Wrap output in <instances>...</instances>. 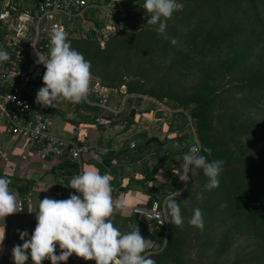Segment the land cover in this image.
I'll return each mask as SVG.
<instances>
[{"label":"rangeland","instance_id":"rangeland-1","mask_svg":"<svg viewBox=\"0 0 264 264\" xmlns=\"http://www.w3.org/2000/svg\"><path fill=\"white\" fill-rule=\"evenodd\" d=\"M137 1L142 5L144 3V0ZM207 1L209 4V0ZM189 2L192 3L194 0ZM206 9L208 10V7L204 8ZM143 16L148 19L145 13ZM142 23L139 26L144 25ZM145 28L146 25L140 30L144 29L145 32ZM187 28L184 24L178 26L180 35L176 39V45L155 42L145 49L120 48L109 59L106 56L95 57L93 50L76 49L91 62L90 81H98L106 87L112 84L115 87L110 88L118 95H130L126 92L125 85H118L120 81L136 80L145 83L148 88L165 87L164 83L171 85L170 94L163 100L148 94H132L153 98V102L144 97H133L128 104L130 109H136L135 116L119 120L107 127H97L93 141L94 146L109 150L110 163L115 160L113 173L117 177L128 180L143 179L145 176L163 172L166 178L163 182L157 183L165 185L171 179H178L182 184L179 193L186 187V183L179 179L176 175L179 173L170 164L167 163L163 167H159V164L170 148L174 151L185 145L196 143L200 145L196 121L185 104L199 91L203 92L210 88L215 80L231 75L235 77L249 75L264 63V29L251 31L248 26H242L232 34L222 35L212 42L206 40L183 42L182 35ZM131 32H134V29ZM120 33L121 31L109 35L102 41L97 39L96 41L105 49L112 38L119 36ZM67 37L77 39L90 36H77L73 32L68 33ZM239 55L243 59L241 63L230 64L234 61L233 58ZM231 88L234 89V86ZM237 95L241 97V93ZM238 102L240 104L237 103L236 107L221 105L222 108L217 109L212 118L214 128L225 136L230 145H233L235 152L264 138V100L256 97L249 101L238 99ZM159 109L165 111L164 119L154 117ZM152 137H158L160 142L143 148V143ZM90 142L93 143L92 140ZM219 181L221 186L220 176ZM207 182L208 178L196 182L192 194L183 202L189 212L187 217L183 213L182 225L188 237L185 264H264V237L235 231L234 220L221 222V217L216 216L227 207V202H220L216 210H212L207 216L203 215V230L189 225L192 210L210 203L209 199L217 189L209 191L205 187ZM161 196L166 206V198L175 197L176 193L171 194L164 189L161 190ZM163 248L164 245L154 244L151 252L159 253ZM151 252L145 251L143 255L147 256Z\"/></svg>","mask_w":264,"mask_h":264},{"label":"trees","instance_id":"trees-1","mask_svg":"<svg viewBox=\"0 0 264 264\" xmlns=\"http://www.w3.org/2000/svg\"><path fill=\"white\" fill-rule=\"evenodd\" d=\"M179 3H182L184 7L181 11L173 13L171 19L167 21L163 35L158 34L154 26L146 23L147 19L143 16L145 12L141 3L137 0H123L129 29L122 31L119 36L113 37L105 48L106 50L100 47L93 36L77 39L67 38L71 42L72 48L85 51L93 50L95 57L106 56L109 59L120 48L145 49L155 42H160L163 45L171 44L170 40L172 38L177 39L180 35L178 26L183 24L188 27L183 32V42H199L201 40L212 42L222 35L232 34L234 30L240 29L242 26H248L251 31L264 29V2L258 0H209V4L207 0H194L192 3L189 0H179ZM206 7L208 10H204ZM141 23L147 27L145 32L144 29L140 30L144 26H139ZM133 29L134 32H131ZM46 39L44 38L39 42V45H42L41 48L45 50L47 49L45 44L48 42ZM233 60L230 63L232 65L241 63L243 59L239 55L235 56ZM161 81L162 79L160 83ZM164 84H166L165 87L148 88L145 83L132 80L120 81L118 85H125L127 87L126 92L130 95L148 94V96L163 100L170 94L171 86L169 83ZM108 86L115 87L112 84ZM231 86H234V89ZM237 93H241V97H238ZM256 97L264 100V63L262 67L252 71L249 75L243 74L239 77L231 75L215 80L210 88L196 93L185 104V107L189 109L191 116L196 121L201 154L205 155L209 161L216 159L223 161V170L220 173L222 185H219L220 187H217L215 193L210 197L209 200L212 203L209 201L210 203H206L200 208L203 215L207 216L212 210H216L220 206V202L225 201L227 207L216 214V216L221 217V222L232 219V221L234 220L233 229L235 231L264 237V138H260L258 142L235 152L233 145L226 141L225 136L218 132L212 123V118L221 105L236 107L237 103L242 102H238V99L249 101ZM126 119H130V117ZM154 138L156 137L147 141ZM147 141L143 143V148L151 146V144H145ZM154 142L159 143L160 140H153ZM192 145H185L174 151L170 148L164 155L159 167L168 163L175 168L177 173H180L183 155L188 152ZM204 148L211 149V155L203 152ZM68 163L69 167L75 168L76 164L70 161ZM189 176L190 180L186 183V187L176 197L182 217L183 213L186 217L189 215L188 208L183 203L184 199L192 194L196 182L207 178L202 169H195L194 175L189 173ZM164 189L173 194L181 191L182 184L179 183L178 179H171L165 185L159 184L155 187V190L160 193ZM168 220L170 221L169 216ZM150 239L157 245H164V248L159 253H149L146 258L153 259L156 264H168L169 262L170 264H185L188 237L182 226L169 223L166 235L156 227L150 234ZM59 252L60 250L56 248V254ZM48 264H51L50 260H48ZM60 264L65 263L60 262Z\"/></svg>","mask_w":264,"mask_h":264},{"label":"clouds","instance_id":"clouds-1","mask_svg":"<svg viewBox=\"0 0 264 264\" xmlns=\"http://www.w3.org/2000/svg\"><path fill=\"white\" fill-rule=\"evenodd\" d=\"M142 7L148 17L146 23L163 35L167 21L174 12L181 11L184 5L178 0H144ZM170 43L176 45L177 40L172 38ZM37 55V63L43 64L46 71L42 77L44 86L37 91L35 103L56 107L60 101L78 104L86 99L90 87L91 62L71 47L62 29H52L48 55ZM8 59V53L0 50V62ZM203 152L211 155V149L204 148ZM182 159L181 172L176 174L181 181L187 183L190 180L189 173L194 175L195 169H202L208 178L205 187L211 191L219 186L222 160L209 161L201 154L198 143L193 144ZM68 187L75 189L79 195L70 194L64 200L48 197L39 199L35 229L29 239H25L29 236L27 231L20 232V239L24 242L13 247V264H26L29 256L32 264H42L45 259L50 260L51 264H60L67 262L73 254L86 261H95V264H156L153 259L143 255L146 239L138 227L121 233L109 219L114 205L108 174L83 169L70 179ZM179 195L177 191L174 198H166L170 221H165L176 226L183 225L180 205L176 199ZM17 200L18 193L10 190L9 180L0 176V219L5 220V217L18 212ZM188 223L203 230L204 219L200 208L193 210ZM3 239L4 235L0 238V244ZM57 244L59 254H56Z\"/></svg>","mask_w":264,"mask_h":264},{"label":"crops","instance_id":"crops-1","mask_svg":"<svg viewBox=\"0 0 264 264\" xmlns=\"http://www.w3.org/2000/svg\"><path fill=\"white\" fill-rule=\"evenodd\" d=\"M10 1L11 7H6V0H0V13L5 9L10 13V17L0 20V50L11 49L16 43L18 52L9 61L0 62V69L7 70L9 80L12 81L6 86L10 88L11 85L21 84L24 88L23 93L32 107L30 115L34 116L40 113L48 115L51 132L76 144L82 149V153L78 160H71L66 155L48 159L39 158L27 140L11 135L7 129L6 118L0 110V176L9 180L11 191L18 194L25 192H33L34 194L32 202L27 204L22 213L17 210L18 212L5 217V220L0 219V238H3L4 235L3 242L0 244V264H13L12 249L16 245H21L18 230L35 228L39 199L51 198L56 189L68 191L72 175L83 169H94L100 174L110 176L114 209L109 219L114 227L121 233L142 227L141 235L147 231L150 237L156 227L152 223L144 224L139 221L133 214V209L137 205L150 204L157 195H161L159 191L155 190V187L160 184L157 182H163L166 178L164 173L157 172L155 175L145 176L143 179L119 178L113 173L115 160L112 158L113 162L110 163L109 150L94 146L93 141L97 127H107L127 117L133 118L136 109H134V116L131 117V110L133 109H130V105H128L129 113H122L108 124H96L94 115L97 107L87 104L85 100L78 104L60 101L56 107H45L35 103L36 93L43 87L42 77L46 71L43 64L37 63V54L43 53L47 56V49L49 50V41L45 44L46 50L41 48L42 45H39V42L44 38L49 39L50 30L53 28L51 25L52 29L50 26L45 27L44 21L34 17L40 0ZM26 10H29L31 19L24 21L25 28L18 31V18L24 17ZM68 24L69 22L65 23L66 26ZM11 40H14L15 43L12 44ZM15 67L27 72L24 80L16 78ZM147 100L153 102V98ZM149 141L145 144L152 145L153 140ZM68 161L76 164L75 168L69 167ZM74 194L79 195L77 192ZM76 257L73 254L64 263L71 264ZM26 264H32L30 256ZM42 264H48V259L42 261ZM80 264H95V261H86L80 257Z\"/></svg>","mask_w":264,"mask_h":264},{"label":"built area","instance_id":"built-area-1","mask_svg":"<svg viewBox=\"0 0 264 264\" xmlns=\"http://www.w3.org/2000/svg\"><path fill=\"white\" fill-rule=\"evenodd\" d=\"M6 7H11L10 0H6ZM24 15L18 18V31L25 28L24 21L31 19L29 10H26ZM126 15L123 0H40L34 17L44 21L45 27L51 25L52 28L62 29L66 35L74 32L77 36L88 35L102 41L109 35L129 29ZM7 17H10V13L5 9L0 13V20H5ZM66 22H69L68 26L65 25ZM14 71L16 78L20 80H24L27 76V72L21 68L15 67ZM7 83H12L9 80V73L5 69H0V110L6 118L7 129L11 135L27 140L41 159L66 155L71 160H78L82 149L70 140L51 132L50 118L45 113L31 116L32 107L23 93V86L15 84L7 88ZM136 96L140 97L139 95H118L113 88L106 87L98 81H90L85 101L97 107L94 115L95 123L108 124L122 113H129L127 107L129 100ZM80 172L74 173L72 177ZM74 193L76 190L71 188L68 191L56 189L51 199L64 200ZM33 197V192L18 194L17 210L22 213L27 204L32 202ZM133 214L142 223H152L163 233L168 232L169 222L165 221L168 220V216L163 196L157 195L150 204L135 206ZM163 221L165 222L162 223ZM34 229L18 230L21 245L24 241L20 239V232L27 231L29 236L25 239H29ZM154 244L150 237L147 238L145 251L151 252ZM71 264H80V257L73 259Z\"/></svg>","mask_w":264,"mask_h":264},{"label":"water","instance_id":"water-1","mask_svg":"<svg viewBox=\"0 0 264 264\" xmlns=\"http://www.w3.org/2000/svg\"><path fill=\"white\" fill-rule=\"evenodd\" d=\"M11 43L14 44V43H15L14 40H11ZM6 52H7L8 55H9V59H10L13 55H15V54L18 52V47H17L16 43H15V46H14L13 48H11V49H7ZM9 59L6 60V62L9 61ZM134 114H135V110L133 109V110L131 111V115H130V116L133 117ZM154 117H155L156 119H164V118L166 117L165 111L162 110V109L157 110V111L155 112ZM153 140H154V141H158V138H154ZM149 142H151V141H149ZM139 231H140V233H141V232L143 231V228H142V227L139 228ZM142 237L145 238V239H147V238L149 237L148 232H147V231H144V233L142 234Z\"/></svg>","mask_w":264,"mask_h":264}]
</instances>
